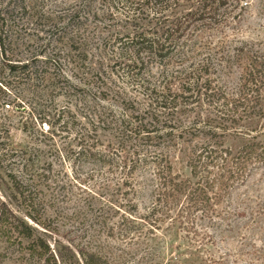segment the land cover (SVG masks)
<instances>
[{
    "label": "trees",
    "instance_id": "obj_1",
    "mask_svg": "<svg viewBox=\"0 0 264 264\" xmlns=\"http://www.w3.org/2000/svg\"><path fill=\"white\" fill-rule=\"evenodd\" d=\"M36 1L0 0V58L10 73L28 75L39 60L34 53L29 59H18L15 49L20 39L5 31L15 13L35 11ZM94 1H85L84 11L80 7L70 12L68 22L160 25L158 37L148 33L149 27L120 44L80 47L74 37L61 38L65 51L58 48L54 53H65L63 63L67 65L83 57L84 84L93 97L86 107L94 111L97 126L107 132L108 144L116 146L117 167L122 171L119 188L130 184L128 161L136 157L140 162L139 152L147 143L159 139L162 146L170 144L176 152L154 151L156 186L148 207L140 209L134 199L124 197L128 194L124 191L116 200H107L105 207L100 205L88 226L86 235L91 234L76 245L55 241L51 246L44 238L51 232L39 233L34 227L43 224L28 209L26 202L30 201L19 182L7 175L11 195L8 199L0 195V264H224L211 255L215 244L202 226L217 218L216 208L234 185L243 182L254 166L264 165V40L233 46L180 42L188 25L225 24L227 15L245 9L244 0H99L100 12L93 10ZM87 48L95 55L87 53ZM214 55L220 56L215 60L226 61L241 72L235 93L213 87L208 75ZM106 61L133 81L132 90L141 95L143 104L122 99L114 104L118 115L105 108L107 95L120 94L119 88H111ZM55 64L53 70L58 74H42L44 88L54 87L59 80L72 86L61 64ZM0 90L8 91L1 81ZM40 121L53 125L46 119ZM98 147H87L91 162L112 169V159ZM180 167L187 170V176L178 171ZM13 200L25 204L27 210L18 213L10 206ZM115 216L118 221L112 222Z\"/></svg>",
    "mask_w": 264,
    "mask_h": 264
},
{
    "label": "rangeland",
    "instance_id": "obj_2",
    "mask_svg": "<svg viewBox=\"0 0 264 264\" xmlns=\"http://www.w3.org/2000/svg\"><path fill=\"white\" fill-rule=\"evenodd\" d=\"M85 1L89 0H37L35 11L26 9L23 13H15L14 20H11L14 22L6 23V34L20 39L15 49L18 59H29L30 53L39 55L35 68L32 67L28 75L22 71L10 73L0 58V81L8 89L4 94L0 90V195L4 199L11 195L7 175H13L30 201V204L26 202L28 209L43 224L34 227L39 233L51 232L44 236L51 246L55 241L62 245L68 242L76 245L86 240L91 234L86 235L91 218L99 213L100 205L104 206L109 199L116 200L124 191L128 192L124 197L134 199L140 209L148 207L156 186L154 151L176 152L170 144L162 146L159 139L147 143L139 152L140 162H136V157L128 161L132 167L128 178L130 184L119 188L122 171L117 167L116 146L108 144L107 132L102 126H97L94 111L86 107L93 97L84 84L83 57L80 55L76 63L67 65L63 63L65 53L60 56L54 53L58 48L65 51L60 45L61 38L74 37L73 41L80 47L86 43L120 44L134 32L139 33L141 29L147 31L149 27L151 30L148 33L158 37L160 25L145 28L118 23L75 25V22H68L70 12L80 7L82 11L86 10ZM92 5L94 11H101L99 0ZM242 5H246L245 9L227 15L225 24L188 25L180 42L201 45L227 43L233 46L241 41H263L264 0H244ZM116 19L123 20L122 16H116ZM89 49H86L87 53H92ZM45 57L52 60L45 62ZM214 58L220 59V56L214 55L209 61L211 70L208 77L213 87L235 93L241 83V72L232 68L230 63H220ZM55 61L61 64L62 73L72 86L59 80L54 85L56 88H44V82L41 83L44 71L53 77L58 74L53 70ZM111 64L106 61L104 68L113 80L111 88H119L120 94L113 97L107 95L108 101L104 102V106L118 115L115 105L122 99L142 104L143 99L132 90L133 81L117 67L111 68ZM105 77L109 80V75ZM61 85L65 86L60 90ZM43 119L53 125L40 123ZM197 141L195 139L194 142ZM88 145H99L98 148L105 151L115 166L112 169L107 166L98 168L87 153ZM178 171L188 175L182 167ZM10 206L18 209V213L27 210L26 205L19 201L13 200ZM216 212L217 218L202 226L215 244L210 249L211 255L224 264H264V165L254 166L243 182L234 185L221 200ZM111 221H118L117 216Z\"/></svg>",
    "mask_w": 264,
    "mask_h": 264
}]
</instances>
